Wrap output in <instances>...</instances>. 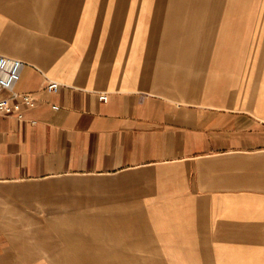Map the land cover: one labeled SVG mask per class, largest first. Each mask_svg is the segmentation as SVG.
Instances as JSON below:
<instances>
[{"label": "crops", "instance_id": "crops-1", "mask_svg": "<svg viewBox=\"0 0 264 264\" xmlns=\"http://www.w3.org/2000/svg\"><path fill=\"white\" fill-rule=\"evenodd\" d=\"M0 55V264H264V0H0Z\"/></svg>", "mask_w": 264, "mask_h": 264}, {"label": "built area", "instance_id": "built-area-1", "mask_svg": "<svg viewBox=\"0 0 264 264\" xmlns=\"http://www.w3.org/2000/svg\"><path fill=\"white\" fill-rule=\"evenodd\" d=\"M22 62L15 58L0 55V92L6 91L7 96L0 97V114L14 115L18 119L22 118L23 111L35 105L34 98L27 93H18L14 86L19 80ZM57 83L50 82L47 89H56ZM99 99L104 101L105 95H100ZM55 109L56 106H53Z\"/></svg>", "mask_w": 264, "mask_h": 264}]
</instances>
